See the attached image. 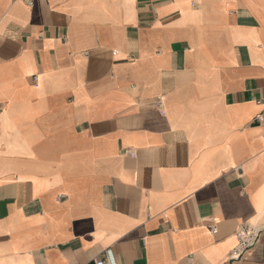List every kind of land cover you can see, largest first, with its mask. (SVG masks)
<instances>
[{
  "label": "crops",
  "instance_id": "1",
  "mask_svg": "<svg viewBox=\"0 0 264 264\" xmlns=\"http://www.w3.org/2000/svg\"><path fill=\"white\" fill-rule=\"evenodd\" d=\"M263 100L264 0H0V264H264Z\"/></svg>",
  "mask_w": 264,
  "mask_h": 264
},
{
  "label": "built area",
  "instance_id": "2",
  "mask_svg": "<svg viewBox=\"0 0 264 264\" xmlns=\"http://www.w3.org/2000/svg\"><path fill=\"white\" fill-rule=\"evenodd\" d=\"M199 1V0H197ZM263 110L257 118V122L264 127V100L261 102ZM216 232V231H215ZM238 245L231 253V260H240L259 241V230L249 224L242 225L237 232ZM96 264H118L116 254L112 248L104 251L103 258L98 260Z\"/></svg>",
  "mask_w": 264,
  "mask_h": 264
}]
</instances>
